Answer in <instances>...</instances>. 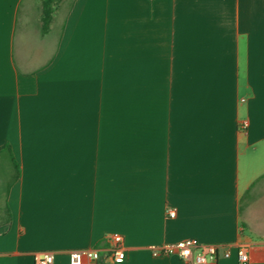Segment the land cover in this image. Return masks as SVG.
<instances>
[{
    "label": "crops",
    "instance_id": "1",
    "mask_svg": "<svg viewBox=\"0 0 264 264\" xmlns=\"http://www.w3.org/2000/svg\"><path fill=\"white\" fill-rule=\"evenodd\" d=\"M41 16L0 0V264H113L116 233L121 264H185L149 249L185 239L264 264V0H66L45 34Z\"/></svg>",
    "mask_w": 264,
    "mask_h": 264
},
{
    "label": "built area",
    "instance_id": "2",
    "mask_svg": "<svg viewBox=\"0 0 264 264\" xmlns=\"http://www.w3.org/2000/svg\"><path fill=\"white\" fill-rule=\"evenodd\" d=\"M241 127L246 129L248 127L247 122H243ZM169 215L174 218L176 211L170 210ZM107 241L109 242L111 263H124L127 259V249L122 235L113 234ZM149 249L154 257L176 256L185 264H209L217 262L221 246L216 244H201L195 239H185L176 242H166L160 245H151ZM222 256L229 258L231 250L229 248L223 249ZM237 258L239 264H250L249 246L247 244L237 246ZM35 264H55L54 252L44 251L36 253ZM69 264H102V255L97 248L74 250L70 252Z\"/></svg>",
    "mask_w": 264,
    "mask_h": 264
},
{
    "label": "trees",
    "instance_id": "3",
    "mask_svg": "<svg viewBox=\"0 0 264 264\" xmlns=\"http://www.w3.org/2000/svg\"><path fill=\"white\" fill-rule=\"evenodd\" d=\"M64 1L66 0H41V6H42L41 23H42L43 34L47 33L50 29L54 10ZM5 152H7L11 157L12 168L15 171V177H16L15 179H17L20 176V168L19 165L15 162V159L13 158L11 147L7 146L5 148ZM11 219H12V215L8 204H5L3 207H0V226L9 224L11 222Z\"/></svg>",
    "mask_w": 264,
    "mask_h": 264
}]
</instances>
